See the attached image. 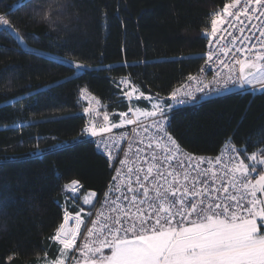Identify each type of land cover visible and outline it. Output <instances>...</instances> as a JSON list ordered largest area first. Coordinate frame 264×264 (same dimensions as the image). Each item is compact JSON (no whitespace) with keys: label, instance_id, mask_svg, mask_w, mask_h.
Segmentation results:
<instances>
[{"label":"trees","instance_id":"16d2710c","mask_svg":"<svg viewBox=\"0 0 264 264\" xmlns=\"http://www.w3.org/2000/svg\"><path fill=\"white\" fill-rule=\"evenodd\" d=\"M18 2L0 0V12H10L14 22L13 32L0 28V264L13 253L19 255L11 264H38L54 253L48 237L65 209L79 205L65 197L64 185L78 179L82 192L101 198L114 174L91 143H73L92 119L82 111L87 104L78 88L87 87L115 122L129 106L119 80L130 77L142 90L167 96L204 65L208 42L200 34L224 0H58L53 7L34 0L60 15L66 32L24 8L11 11ZM61 59L113 67L69 80L74 71ZM172 123L194 156L220 155L229 140L251 153L264 147V94L213 99L176 113Z\"/></svg>","mask_w":264,"mask_h":264},{"label":"snow or ice","instance_id":"6c2138e0","mask_svg":"<svg viewBox=\"0 0 264 264\" xmlns=\"http://www.w3.org/2000/svg\"><path fill=\"white\" fill-rule=\"evenodd\" d=\"M57 3L47 0L50 7ZM10 8H24L47 27L68 31L60 15L54 17L34 0H19ZM0 28L14 30L10 12H0ZM224 33L231 39L221 45ZM200 35L209 45L204 65L170 87L167 96L142 90L130 77L117 82L130 102L126 111L119 112L118 122L104 113L105 123L98 126V113L94 114L90 102L95 97L87 87L78 88L79 98L89 101L82 111L92 114V119L85 120L73 143H91L96 152L106 155L114 174L103 201L95 192H82L78 179L63 190L73 204L82 200L95 209L106 203L111 214L101 213L93 220L90 210L85 222L83 207L65 209L48 237L54 253L45 264H264V147L249 153L247 145L229 146L227 159L224 154L194 156L172 123L173 114L182 108L232 94L234 89L264 94V0H224ZM16 38L23 43L20 35ZM59 63L73 69L69 80L85 71L113 67H92L71 59ZM207 73L212 75L210 80ZM126 125L133 126L129 135L134 137L128 141L119 133L127 150L111 135L113 129ZM17 255H7L5 264Z\"/></svg>","mask_w":264,"mask_h":264},{"label":"built area","instance_id":"2783aa9c","mask_svg":"<svg viewBox=\"0 0 264 264\" xmlns=\"http://www.w3.org/2000/svg\"><path fill=\"white\" fill-rule=\"evenodd\" d=\"M224 36H225V40L220 41V44H221V45L226 44V43H227V40L231 39L230 37L227 36V33H224ZM208 49H209V45H207V49H206V52H205V55H204V56H205V59L207 58V57H206V53H207ZM205 75L207 76V79H209V80L212 78L211 73H207V74H205ZM256 87H259V86L257 85ZM233 93H243V92L238 91V92H233ZM233 93H232V94H233ZM228 95H231V94H227V93H226V94L221 95L220 97H212V98H210L208 101L213 100V99L223 98V97L228 96ZM253 95H257V94H253ZM202 104H203V103H202ZM200 105H201V104H200ZM200 105H197L196 107H198V106H200ZM190 108H195V107L182 108L181 110L175 112L173 115H175L176 113H178V112H180V111H183V110H185V109H190ZM132 127H133L132 125H126V126L123 128V131H125L126 134H127V140H128V141H131V140L133 139V136H132V135H129V131H130V129H131ZM117 132H118V129L115 130V133L112 134V136H113L114 139H116V140H120V146L123 147V148L125 149V147H127V143H126V145H125V147H124V146H123V140H121L120 137H117V136H118V135H117ZM229 146L236 147V146L232 143V141L229 140V141L225 144V146L223 147V149H222V151H221L220 154H222L223 150H225V149L228 148ZM133 150H135V145H134V147H133ZM102 156L106 159V155H103V154H102ZM121 158H123V154H121ZM110 182H111V179L109 180V182H108L107 185H106V188L104 189V191H103L102 194H101V198H100L101 201L104 200V196H103V194H104L105 192L108 191V189H109V187H110ZM96 195L98 196L97 193H96ZM94 203H95V202H94ZM107 209H108V205H107L106 203L103 204V206H101V204H97V206H96L95 209L91 208V211L94 212V215H93L92 219H93V220L98 219V217L100 216L101 213L105 215V212L107 211ZM99 212H100V213H99ZM98 214H99V215H98ZM97 215H98V216H97ZM109 215H110V214H109ZM86 222H87V221H86ZM90 226H91V225H90ZM82 231H83V228H82Z\"/></svg>","mask_w":264,"mask_h":264},{"label":"rangeland","instance_id":"374dc122","mask_svg":"<svg viewBox=\"0 0 264 264\" xmlns=\"http://www.w3.org/2000/svg\"><path fill=\"white\" fill-rule=\"evenodd\" d=\"M13 32V31H12ZM17 36V35H16ZM16 36H15V38H16ZM17 39V38H16ZM23 44V43H22ZM23 46H24V44H23ZM82 101H85V100H83L82 99ZM86 102V104H87V106H89V101H85ZM91 107L93 108V110H94V114L95 113H98V115H96L95 116V123L98 125V126H103L104 125V121H103V114L105 113L104 112V109H103V107L101 106V104L100 103H98L96 100H94V99H92L91 101ZM136 101H134V103H135ZM89 116H90V118H92V114H88ZM109 119H110V117H109ZM115 130L116 129H113L112 130V134H114L115 133ZM121 132H123L124 134H125V137L127 138V134H126V132L125 131H123V128H121V129H118V132H117V137H120V135H119V133H121ZM111 134V135H112ZM133 139H134V137H133ZM132 139V140H133ZM125 145H126V142L123 140V146L125 147ZM125 150H127V147H125ZM222 154H224V156H225V159H227V148L225 149V150H223V152H222ZM219 184V181H217V185ZM79 202V205H80V207H83V201L82 200H80V201H78ZM94 202V201H93ZM90 207L91 208V205H87L86 207ZM94 213V212H93ZM100 213V212H99ZM109 213H110V210H109V208L107 209V211L105 212V215H109ZM111 214V213H110ZM99 215V214H98ZM97 215V216H98ZM87 221V216H86V219H85V222ZM83 228V227H82ZM82 230V229H81ZM46 260H49V259H44V261H42L41 263H38V264H45V261Z\"/></svg>","mask_w":264,"mask_h":264},{"label":"crops","instance_id":"0c3cea01","mask_svg":"<svg viewBox=\"0 0 264 264\" xmlns=\"http://www.w3.org/2000/svg\"><path fill=\"white\" fill-rule=\"evenodd\" d=\"M117 88H118V87H117ZM118 89L120 90V92H122L120 88H118ZM233 92H238V90H235V89H234ZM122 93H123V92H122ZM233 94H234V93H233ZM92 96H93V95H92ZM93 97H95V96H93ZM94 100H96L98 103L101 104L100 100L97 99L96 97H95ZM132 102H133V101H132ZM129 103H130V102L128 101V105H129ZM142 103H146V102H142ZM86 206H87V205L83 204L84 212L81 213V216H82L84 219H86L87 213H88V211H89V209H90L89 206H88V207H86ZM76 207H77V211H79V209H80V205H77ZM72 225H73V222H72V221H69V226H72ZM104 252L107 253L108 250H107V249H104Z\"/></svg>","mask_w":264,"mask_h":264},{"label":"bare ground","instance_id":"6f19581e","mask_svg":"<svg viewBox=\"0 0 264 264\" xmlns=\"http://www.w3.org/2000/svg\"><path fill=\"white\" fill-rule=\"evenodd\" d=\"M134 102V101H133ZM133 102H131V103H133Z\"/></svg>","mask_w":264,"mask_h":264}]
</instances>
